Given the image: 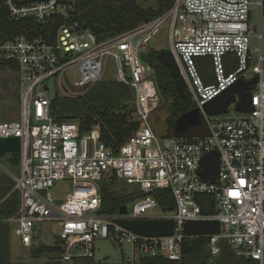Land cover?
<instances>
[{
    "label": "built area",
    "instance_id": "1",
    "mask_svg": "<svg viewBox=\"0 0 264 264\" xmlns=\"http://www.w3.org/2000/svg\"><path fill=\"white\" fill-rule=\"evenodd\" d=\"M1 6L15 22L31 19L43 24L57 15L65 19L54 43L27 36L0 43V64H8L0 69V78H10L12 92L19 89L22 105L19 121L0 124V138L21 139L20 176L12 177L20 204L5 222L22 248L38 249L42 243L36 226L52 222L60 230L56 244L62 262L95 259L97 241L111 234L132 246L130 264L155 256L181 261L186 222L219 221L221 233L208 236L213 256L227 241L237 256L264 264V0H176L165 15L105 41L85 25L69 22L72 6L59 0H0ZM167 19L172 52L203 116L206 137L160 135L152 124L155 106L162 101L155 70L142 56ZM228 54L235 56L237 67L226 74ZM206 56L213 60L216 79L209 85L196 65V58ZM106 58L115 61V81L131 90L129 122L137 125L117 150L102 142L97 126L81 134L77 121L57 122L51 115L57 96L77 98L102 81ZM247 73L258 77L252 112L238 113L234 105L220 116L204 112L207 102ZM50 80L56 84L55 98ZM5 91L0 84V97ZM214 150L220 155L219 177L211 183L202 180L200 169L203 156ZM113 179L145 195L127 206L126 219L147 218L149 211L159 208L152 193L171 192L176 209L160 218L173 220V236L141 237L114 223L120 214L100 213L101 184ZM62 181L72 182L74 190L56 206L52 188Z\"/></svg>",
    "mask_w": 264,
    "mask_h": 264
},
{
    "label": "trees",
    "instance_id": "2",
    "mask_svg": "<svg viewBox=\"0 0 264 264\" xmlns=\"http://www.w3.org/2000/svg\"><path fill=\"white\" fill-rule=\"evenodd\" d=\"M22 3H30L40 0H21ZM63 4L72 6L69 11V22H78L85 25L93 32L100 41H105L115 36L128 33L140 25L155 20L165 15L174 7L176 0H156L154 8H143L138 0H59ZM65 23L60 16H53L43 24L34 20L25 19L19 22L12 21L4 7H0V43L13 40L20 36H27L30 39L43 37L50 43H54L59 28ZM158 51L149 49L142 56L145 63L151 65L155 70V81L162 101V105L168 104L170 114L166 120L169 128L168 136L184 134L181 118L190 111L198 109L193 103L192 95L188 89L189 97L184 102L180 97L175 80L170 76V70L158 61ZM8 64H0V69H6ZM196 65L203 78L205 85L215 82L213 73V60L211 57L196 58ZM226 74L234 71L237 61L233 54L224 57ZM132 106V93L129 87L115 80H102L94 85L85 95L77 98L56 97L52 101L51 115L57 122L74 120L80 125L81 134H86L97 126L101 131L102 142L113 150L124 145L136 131L137 125L129 122ZM199 110V109H198ZM201 121L205 125L203 116ZM5 155L0 154V158ZM11 163L14 167L20 168V154H11ZM6 176L0 177V182ZM118 181H106L101 184L103 197L102 210L100 213L106 215H118L122 206H128L140 198L145 197L143 193H127V187L123 193H118L114 187ZM123 183V182H121ZM124 184V183H123ZM9 198L0 205V264H11L10 232L11 228L6 219L16 214L19 204V192L11 190ZM159 208L163 213H171L176 209L175 199L167 190H156L152 193ZM204 212H210L204 207ZM210 239L208 237L186 238L182 246V260L170 261L163 256L143 257L138 264H259L258 262L237 256L227 241L220 244V254L213 256L209 249ZM35 257L42 254L54 255L60 262L61 249L59 245L48 246L42 244L38 249L32 250ZM74 264H109L96 262L95 259H78ZM121 264H130L125 260Z\"/></svg>",
    "mask_w": 264,
    "mask_h": 264
},
{
    "label": "rangeland",
    "instance_id": "3",
    "mask_svg": "<svg viewBox=\"0 0 264 264\" xmlns=\"http://www.w3.org/2000/svg\"><path fill=\"white\" fill-rule=\"evenodd\" d=\"M139 5L143 8H154L156 6V0H138ZM253 20L258 24V11L253 8ZM170 19L165 20L158 29V32L151 41L149 42L150 49L155 51H167L172 50V41L170 35ZM264 33V26H263ZM258 46L253 42V47ZM253 77L252 73H247L244 75L245 79H251ZM117 79V68L115 61L112 58H106L103 72V79L106 81H112ZM51 88V97L55 98L57 96L56 84L54 80L49 81ZM156 112L152 116V124L158 134H167L168 124L166 123L169 117L170 110L168 104H156ZM200 111V110H199ZM231 111L235 112L234 109ZM201 114V113H200ZM22 115V105L20 101L19 89L14 92L5 91L0 97V124L9 123L13 121H19ZM11 154H6L4 157L0 158V177L3 181L0 182V205L3 204L9 198V191L14 190L15 184L13 181V176H20V168L14 167L11 163ZM126 184L117 182L114 190L119 194L124 192ZM127 193L139 192L133 188L127 187ZM74 190V185L70 181H62L52 188V194L55 197L56 206L62 205L68 194L72 193ZM131 206V204H129ZM163 212L160 208H156L147 213L148 218L161 217ZM36 230L40 232L41 236L39 241L42 244L48 246H55L57 243L56 236L60 232L57 223L48 222L45 224H39L36 226ZM10 252L9 260L11 264H55L59 260L57 255L42 254L35 257L33 251L22 248L15 238L10 234ZM133 256L132 246L127 243H119L115 240L113 234L109 238H102L96 243L95 261L96 262H106L109 264H121L124 260L128 262ZM1 257V254H0ZM62 264H74L72 261L62 262Z\"/></svg>",
    "mask_w": 264,
    "mask_h": 264
},
{
    "label": "water",
    "instance_id": "4",
    "mask_svg": "<svg viewBox=\"0 0 264 264\" xmlns=\"http://www.w3.org/2000/svg\"><path fill=\"white\" fill-rule=\"evenodd\" d=\"M184 9V6H182ZM263 26H264V9H263ZM87 29V26L84 27ZM158 61L170 70V76L175 80L176 89L184 102L189 100L186 93L187 85L180 75V71L173 55L172 50L160 51ZM258 82L255 76L250 80L239 79L235 84L221 93L213 100L207 102L204 106V112L210 116H220L226 114L229 108L234 105L238 113H249L253 111L252 95L254 86ZM2 88L8 92L13 89L10 86V78L3 76L0 78ZM183 125L186 137H206L209 135L208 130L201 121L200 111L195 109L190 111L180 120ZM21 139L18 137L0 138V154H20ZM220 155L217 150L203 156L201 161L200 175L203 181L214 183L219 177ZM127 206L120 208V218L114 219V223L120 227L138 235L148 238L171 237L174 233V222L171 218H141L126 219ZM184 233L188 238L191 237H208L219 235L221 225L219 221H188L184 227Z\"/></svg>",
    "mask_w": 264,
    "mask_h": 264
}]
</instances>
